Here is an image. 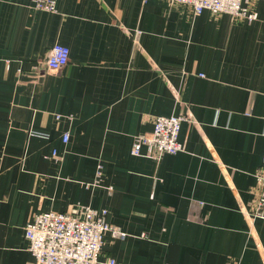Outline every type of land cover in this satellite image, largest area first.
<instances>
[{
  "label": "crops",
  "instance_id": "1",
  "mask_svg": "<svg viewBox=\"0 0 264 264\" xmlns=\"http://www.w3.org/2000/svg\"><path fill=\"white\" fill-rule=\"evenodd\" d=\"M34 1L0 0V264H35L26 225L77 206L126 234L104 236L101 261L264 264V219L247 216L264 155V0L254 22L166 0H58L57 13ZM56 44L70 61L49 72ZM181 115L184 151L132 154L155 117Z\"/></svg>",
  "mask_w": 264,
  "mask_h": 264
},
{
  "label": "built area",
  "instance_id": "2",
  "mask_svg": "<svg viewBox=\"0 0 264 264\" xmlns=\"http://www.w3.org/2000/svg\"><path fill=\"white\" fill-rule=\"evenodd\" d=\"M172 4L187 5L195 15L210 11L214 15L229 14L236 20L254 22L258 15L251 9L252 0H166ZM58 0H35L37 10L57 13ZM70 61L68 47L56 44L49 52L43 65L49 72H60ZM185 116H158L153 120L154 128L147 134L134 137L132 154L146 155L160 161L165 155L184 151L179 141L181 125ZM68 136L64 137L67 142ZM145 151V152H144ZM101 166L97 174L100 183ZM261 184L256 206L247 216L264 219V155L263 166L258 174ZM1 204V201H0ZM108 212L88 206H77L66 213L48 212L37 215L25 227L29 250L36 259L35 264H120L115 259L100 260L104 236L109 233L114 239L126 237L119 228L107 222Z\"/></svg>",
  "mask_w": 264,
  "mask_h": 264
}]
</instances>
